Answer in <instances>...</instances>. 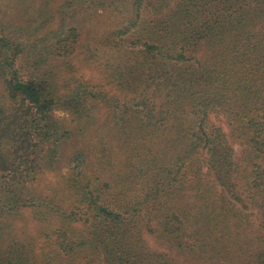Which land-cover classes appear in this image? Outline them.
<instances>
[{
  "label": "trees",
  "instance_id": "trees-1",
  "mask_svg": "<svg viewBox=\"0 0 264 264\" xmlns=\"http://www.w3.org/2000/svg\"><path fill=\"white\" fill-rule=\"evenodd\" d=\"M7 2L0 264H48L13 233L27 210L70 261L264 264V0ZM97 13L117 22L95 41ZM84 49L117 94L74 74ZM64 168L67 208L34 187Z\"/></svg>",
  "mask_w": 264,
  "mask_h": 264
},
{
  "label": "rangeland",
  "instance_id": "rangeland-1",
  "mask_svg": "<svg viewBox=\"0 0 264 264\" xmlns=\"http://www.w3.org/2000/svg\"><path fill=\"white\" fill-rule=\"evenodd\" d=\"M62 1L63 0H56L57 5ZM4 5H9L7 0H0V11H11L12 14L14 13L12 5L7 8H4ZM9 15H11L10 12H8L5 17ZM116 22L114 16L110 14L97 13L93 14L86 23L83 24V28L88 38L97 41L106 31L114 28ZM100 50L101 49H98V52L87 51V49L81 50L82 52H79L78 57L75 60H71L73 72L77 76H81L90 81L91 84L96 86V90L108 96H112L117 94L116 87L107 80L104 68L101 65L103 62L101 59L103 52L101 53ZM90 58H93V60H90ZM60 115L63 116L64 114L60 113ZM112 153L115 154L116 152L112 150ZM105 154H107V152ZM114 157L116 156L107 155L109 160ZM97 168L99 169V167ZM65 173H67L66 168L59 171L46 170L41 172L34 186L36 193L42 195L44 198L52 199L57 205L63 208H67L72 203L73 197ZM41 218H43V220H41ZM250 221L251 227L248 228L249 231L247 234H251V239H254L257 237V234H259L257 229L258 217L255 210L251 213ZM12 223L16 226L13 231L14 235H16L21 242L31 245L30 247L38 260H43L42 262L44 263L48 261V264H85L80 260L70 261L57 254L56 247L52 244L51 237H47V234H50L51 231L58 226L53 217L45 219V216L38 215L32 210H27L19 215L17 219H13ZM149 241L153 244L152 239H149Z\"/></svg>",
  "mask_w": 264,
  "mask_h": 264
}]
</instances>
